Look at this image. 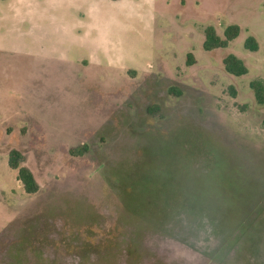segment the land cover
I'll return each instance as SVG.
<instances>
[{
    "label": "rangeland",
    "instance_id": "rangeland-1",
    "mask_svg": "<svg viewBox=\"0 0 264 264\" xmlns=\"http://www.w3.org/2000/svg\"><path fill=\"white\" fill-rule=\"evenodd\" d=\"M230 24L226 47L203 48ZM229 53L244 75L225 72ZM253 79L264 0H0V264H264Z\"/></svg>",
    "mask_w": 264,
    "mask_h": 264
},
{
    "label": "trees",
    "instance_id": "trees-1",
    "mask_svg": "<svg viewBox=\"0 0 264 264\" xmlns=\"http://www.w3.org/2000/svg\"><path fill=\"white\" fill-rule=\"evenodd\" d=\"M240 31V27L237 24H230L225 27L223 37H220L213 26H207L204 29V39L202 42V46L205 50L209 51L215 48L219 47H226L228 43L234 39ZM244 47L250 50H255L257 48V43L253 36H248L244 41ZM187 64H191L192 62V55L190 53L187 54L186 58ZM223 68L226 73L234 75V76H241L244 75L247 72V67L242 59L237 57L233 53H229L222 59ZM249 87L253 91L254 99L258 104L263 105L264 104V81L262 79H253L249 82ZM169 91L175 92L176 94L179 93L177 88L174 86H171L169 88ZM232 95H234V90H231ZM157 110L156 104H151L147 107V111L149 113H153ZM262 125L264 126V119L262 120ZM87 149V145L85 143L77 145L75 147H72L69 149V153L71 155L77 156L82 155ZM25 161L24 154L17 150V149H11L9 152V166L13 169L17 170V179L20 181V183L23 186V189L26 193H35L39 189V185L37 180L34 177L33 172L31 169L23 165V162ZM130 223L129 218L123 223ZM124 224V227L126 226ZM144 228H147L146 226ZM124 235L120 236L121 240H125L126 242H123L122 244V250L128 251L131 247L135 245V241L133 237L137 234L141 236L145 234L146 229H143L141 226L137 228H132L130 231L127 229H124ZM130 233V234H129ZM132 238L134 240H129Z\"/></svg>",
    "mask_w": 264,
    "mask_h": 264
}]
</instances>
